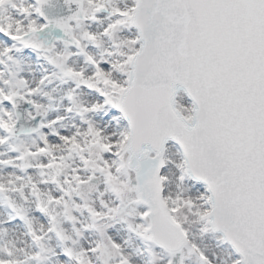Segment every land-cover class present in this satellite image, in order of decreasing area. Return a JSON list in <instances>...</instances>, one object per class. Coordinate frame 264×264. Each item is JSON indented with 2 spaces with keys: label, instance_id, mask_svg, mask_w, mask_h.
<instances>
[{
  "label": "snow or ice",
  "instance_id": "snow-or-ice-1",
  "mask_svg": "<svg viewBox=\"0 0 264 264\" xmlns=\"http://www.w3.org/2000/svg\"><path fill=\"white\" fill-rule=\"evenodd\" d=\"M47 3L0 0V40L13 42L0 58L13 59L17 44L51 53L56 45L36 34L61 29L84 63H69L67 48L46 58L75 82L66 112L82 123L60 133L54 126L64 116L41 121L42 143L14 158L29 161L24 167L39 160L41 180L0 177V193L28 189L24 200L34 197L45 217L34 222L6 197L32 248L5 241L0 264H46L51 256L66 257L56 264H264V0H69L75 11L55 20ZM8 5L18 16L4 15ZM97 21L101 30L85 26ZM48 79L35 87L4 80L0 104L19 97L39 115L43 106L29 97ZM81 86L92 101L79 99ZM101 112L103 124L88 116ZM15 127L14 112L0 108V128ZM7 140L0 135V145ZM49 181L57 191L41 187ZM90 232L96 238L82 242ZM53 236L59 253L48 246ZM134 240L144 245L143 262L130 251Z\"/></svg>",
  "mask_w": 264,
  "mask_h": 264
},
{
  "label": "rangeland",
  "instance_id": "rangeland-1",
  "mask_svg": "<svg viewBox=\"0 0 264 264\" xmlns=\"http://www.w3.org/2000/svg\"><path fill=\"white\" fill-rule=\"evenodd\" d=\"M17 2H19V0H17ZM30 2L34 3L35 0H30ZM120 2L123 3L124 0H120ZM17 13L18 12H17L16 8L12 7V5H8L7 10L4 12V15L17 16ZM33 16L38 17L39 22H41V23L45 22L43 20L42 16H39L36 13H33ZM27 18H29V17H24L25 23L28 22V20H26ZM73 24H75V22H73ZM88 24H91V28L94 30H101L102 29V24L99 21L94 22V23L85 22V26H88ZM49 27L52 28V25H50ZM80 30L81 29H77V31H80ZM0 35H2V34H0ZM64 41L65 40L61 39V33H60L59 36H57L54 40L51 39V41L49 42V43H54V45H56V48L53 50V52L47 53V52L43 51V52L38 54V63L43 67V69H42L41 74L38 75L39 76L38 81H35L33 83H29L30 86L35 87L36 84L41 79V77H43L46 74H48V76H49V79L47 81H45V83L43 85H41L39 92L36 93L35 95L29 97L30 100H35L37 103H39L43 106L40 109L39 115L42 116V121H44V122H47L49 120H53L52 115L50 114V110L52 108H54V105L56 104V100L58 99V96H60V95L63 96V102H64L65 107H66V105L69 104L67 92L69 89L75 88V82L61 78V76L59 75V69L53 63L49 62V60L46 57L48 55H54L55 52L65 50L67 48L69 51L74 53L72 56H70L69 63L76 64L78 66L82 65L84 63V56L82 54L78 53V50L76 49V47L73 45H70V46L65 45ZM10 43L11 42H8L5 40H0V47L5 46L6 44H10ZM89 48L91 49L92 46L90 45ZM17 49H19L18 44H17ZM17 49H13V52L11 53L13 59L9 60V59H7V57L0 58V60L4 61V62H0L1 66L3 67V70H4L3 80L9 81V84L6 85V87H17V81L18 80H20L21 78L27 79L24 76H20V69H19L20 68L19 64L21 63V60L26 56V54H24V52L17 50ZM70 82H72V83L70 84ZM20 90L24 91L23 88H21ZM60 92H61V94H59ZM77 92L79 93V99L85 103L92 101L94 98V95H95L92 92V90H89L84 86H81L79 89H77ZM83 93L87 94L88 97H92V99H90L88 97L83 98L82 97ZM4 107H7L8 109H10L14 112V118L17 122V117L15 114L13 104L11 102L4 101L3 104H0V108H4ZM65 110H66V108H65ZM36 112H37V109H36L35 105L32 104V108L29 109V113H32V116H39L36 114ZM61 116H64V117L66 116V117L62 121H57V124L54 126L56 129V132H59L64 127L69 128L71 124H74V123L75 124L76 123L81 124L82 123L81 117L76 113L75 110L71 113H67L66 111L61 112ZM88 116L91 119H93V120H95L101 124L107 122L109 119V117L106 116L103 112H101V113H89ZM112 126L113 127L116 126V121H114V120L112 121ZM41 131L49 133V139H53V138H51V135H52V133H56L51 128H44ZM0 135L8 137L7 144H5V146H10V148L15 149L16 152L23 151V148L25 146H32L33 150H34L36 144L42 143L39 131L32 133V134L16 135L14 133H7L4 129L0 128ZM5 149H6V147H5ZM0 161H1V157H0ZM36 161H38V160L32 159V160H30V163L32 166L31 167H24L25 164L29 163V161L18 160V170L15 172V177L16 176H23V177L27 178V176L29 174H31L33 176V178L35 180H37L36 174L33 175L35 173V171L32 172V169L34 168ZM78 162H79L78 158L69 161V163H71V165L73 167H75ZM2 164L3 163H0V167H2ZM15 177H11V178H15ZM8 178H10V177H7L6 179H8ZM47 184L50 185V188L54 192L58 190L57 185L55 183L49 181V183H47ZM100 187L102 188L103 185H100ZM26 195H28V189H25L24 193L22 194L21 192H18V191H12L11 186H10L9 191H7L6 193H0V204L2 203L4 205V207L6 209H8L7 211L10 212L9 214L12 217V219H13V217H15L14 220L17 221V223L19 225H21V227H22L21 230L23 231L24 235L28 239L29 237L26 234L25 222L19 216H17L16 212L10 206L9 200L6 199V197H8L13 202H15L17 204H23L25 207V210L27 211V214L29 216V214L31 213V210H34V206H35L34 204H36V202H35V198L31 197V196H29L28 200L25 201L24 196H26ZM75 199L78 200L79 197L76 196ZM29 201H30V205L27 208L26 205ZM80 220L83 222H86V217L81 216ZM65 227L68 228L69 231H71L72 225L70 223H66ZM116 227L119 228L120 225L117 224ZM95 238H96L95 232L86 233L85 240H92ZM51 241H53L54 244H57V245L61 244V242H59L55 238V236H53ZM82 242H84V241H82ZM29 244L32 248V244H31L30 239H29ZM135 247H137V249L143 250L144 245L141 242L134 240L130 244V251H132L134 253ZM141 257L143 258V261L148 258L146 253L144 255H141ZM46 264H50L49 260L46 261Z\"/></svg>",
  "mask_w": 264,
  "mask_h": 264
},
{
  "label": "bare ground",
  "instance_id": "bare-ground-1",
  "mask_svg": "<svg viewBox=\"0 0 264 264\" xmlns=\"http://www.w3.org/2000/svg\"><path fill=\"white\" fill-rule=\"evenodd\" d=\"M14 15V14H13ZM18 16V13H17ZM33 17H29L26 20L29 21V19H32ZM25 20V19H24ZM41 23V22H40ZM38 39L43 41L46 46L53 45L54 43H49L51 39H55L57 36L60 35L59 31L53 30L51 27H48L42 32H39L36 34ZM50 40V41H49ZM11 42L12 41H8ZM19 45V50L24 52L26 56L21 60V63L19 64L20 66V76L26 77L28 83H33L35 81H38V75L41 74L43 67L38 63V54L43 52V49L37 50L33 49L31 47H24L23 45ZM3 74L4 70L3 67L0 64V84L3 83ZM72 82H70L71 84ZM61 94V92L59 93ZM83 98H87L88 95L83 93L82 94ZM92 99V97H88ZM94 99V98H93ZM65 104L63 102V96L60 95L58 96V99L56 100V104L54 105V108L50 110V114L52 115V119L56 118L57 116H61V112L66 111L65 110ZM66 117V116H65ZM80 125V123H74L71 124L69 128L64 127L62 130H60V133H68L70 131L75 130V127ZM51 138L56 139V133H52ZM7 144V142L5 143ZM5 144L0 145V157L1 161L3 160H8V159H13L14 163L10 165H5L2 164V167H0V177L7 178V177H15V172L18 170V160L14 159L19 155L20 152H16L15 149H11L10 146H5ZM6 149H5V147ZM40 159H44V157H40ZM39 163V160L35 162V166L32 169V172L35 171L33 175L36 174L37 176V181L41 180L42 177L40 176V170L36 167V164ZM49 183V182H48ZM41 187L45 191H53L50 188L49 184H43ZM54 192V191H53ZM30 205V201L27 203V208ZM34 210H31V213L29 214V217L34 219V222L38 223L40 219H45L44 215L37 210L36 204H34ZM4 207V205L1 203L0 204V244H3L5 241L11 240L15 241L18 247L25 248L31 250V246L29 244V238L27 239L26 236L24 235L23 231L21 230L22 227L12 219L10 216V212L7 211ZM86 242V240L84 241ZM48 246L52 247L56 250V252H60V248L62 245H57L54 244L53 241H48ZM134 253L137 255L138 259L143 262V258L141 257L140 253L137 252V247L134 248ZM64 260L66 257L64 256H51V259L49 260L50 264H56V261Z\"/></svg>",
  "mask_w": 264,
  "mask_h": 264
},
{
  "label": "water",
  "instance_id": "water-1",
  "mask_svg": "<svg viewBox=\"0 0 264 264\" xmlns=\"http://www.w3.org/2000/svg\"><path fill=\"white\" fill-rule=\"evenodd\" d=\"M75 9L76 5L70 4L69 0H48V3L44 5V12L46 16L53 20L57 18H67L72 15ZM53 29L61 30L59 28H56L54 24ZM62 39H69V37L65 36L63 31ZM31 107L32 104L30 102H28L27 100H21L19 97H17L15 108L18 116V123L15 127V133H34L37 131L36 129L39 127V124L42 120V116L40 115L33 119V116L29 115V112L27 110Z\"/></svg>",
  "mask_w": 264,
  "mask_h": 264
}]
</instances>
